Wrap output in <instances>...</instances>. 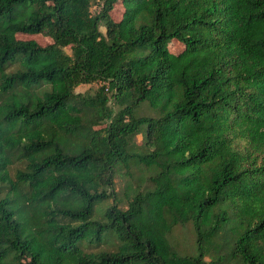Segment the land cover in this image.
I'll return each mask as SVG.
<instances>
[{
	"label": "trees",
	"instance_id": "trees-1",
	"mask_svg": "<svg viewBox=\"0 0 264 264\" xmlns=\"http://www.w3.org/2000/svg\"><path fill=\"white\" fill-rule=\"evenodd\" d=\"M0 264H264V0H0Z\"/></svg>",
	"mask_w": 264,
	"mask_h": 264
},
{
	"label": "rangeland",
	"instance_id": "rangeland-1",
	"mask_svg": "<svg viewBox=\"0 0 264 264\" xmlns=\"http://www.w3.org/2000/svg\"><path fill=\"white\" fill-rule=\"evenodd\" d=\"M95 9L94 7H92V10ZM123 9V7H121V5L116 4L114 6V9L112 11L115 12V17L118 18L120 17L121 14V10ZM100 29L102 30L103 27L100 26ZM24 37H30V38H34L38 43L40 44H46L48 42H50V39L41 34V33H35V34H26L23 35ZM173 47H177V44L174 42V44L172 45ZM68 51V49H66ZM99 86V82L98 81H93V82H89V83H80L78 85H76L74 87L75 91H79V92H93L97 87ZM104 92H106V94H109V90L104 88ZM108 105L111 107V109L113 110V108H115V104H113V102L111 100H109ZM143 106V110L146 113H152L151 110H148L146 108H144ZM113 107V108H112ZM136 141L139 143L140 142V135L137 134L135 137ZM133 177L135 178L139 175V173L134 170L132 172ZM138 178L137 177V182H138ZM130 179H127V176L123 175H116L113 178V189L114 191L118 194L121 195L123 188L126 186L127 183H130ZM168 239L170 241V243L172 244L174 250L180 254H193L196 252L195 249V235H194V231L192 228V225L190 224V222H186L184 224H177L176 226H174L172 228V230L170 231V233L168 234Z\"/></svg>",
	"mask_w": 264,
	"mask_h": 264
}]
</instances>
